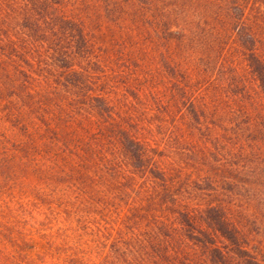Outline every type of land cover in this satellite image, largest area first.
Listing matches in <instances>:
<instances>
[{"label": "trees", "instance_id": "16d2710c", "mask_svg": "<svg viewBox=\"0 0 264 264\" xmlns=\"http://www.w3.org/2000/svg\"><path fill=\"white\" fill-rule=\"evenodd\" d=\"M0 110L128 264H264V0H0Z\"/></svg>", "mask_w": 264, "mask_h": 264}, {"label": "rangeland", "instance_id": "374dc122", "mask_svg": "<svg viewBox=\"0 0 264 264\" xmlns=\"http://www.w3.org/2000/svg\"><path fill=\"white\" fill-rule=\"evenodd\" d=\"M26 135L0 110V264H128L112 247L127 235L126 206L116 201L85 220L69 214L63 184L23 150Z\"/></svg>", "mask_w": 264, "mask_h": 264}]
</instances>
